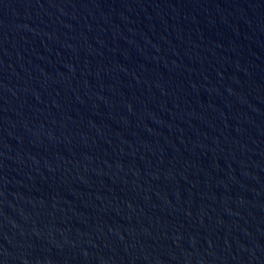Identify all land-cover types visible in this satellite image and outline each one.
<instances>
[{
	"label": "water",
	"instance_id": "95a60500",
	"mask_svg": "<svg viewBox=\"0 0 264 264\" xmlns=\"http://www.w3.org/2000/svg\"><path fill=\"white\" fill-rule=\"evenodd\" d=\"M0 264H264V0H0Z\"/></svg>",
	"mask_w": 264,
	"mask_h": 264
}]
</instances>
